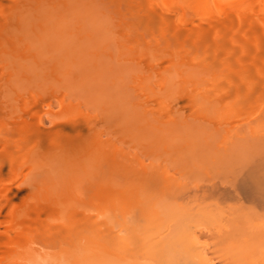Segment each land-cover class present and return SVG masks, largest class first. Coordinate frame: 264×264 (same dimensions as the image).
I'll use <instances>...</instances> for the list:
<instances>
[{
    "label": "bare ground",
    "instance_id": "6f19581e",
    "mask_svg": "<svg viewBox=\"0 0 264 264\" xmlns=\"http://www.w3.org/2000/svg\"><path fill=\"white\" fill-rule=\"evenodd\" d=\"M91 13L135 49L116 99L161 125L136 145L103 144L97 101L48 106ZM0 264H264V0H0Z\"/></svg>",
    "mask_w": 264,
    "mask_h": 264
},
{
    "label": "rangeland",
    "instance_id": "374dc122",
    "mask_svg": "<svg viewBox=\"0 0 264 264\" xmlns=\"http://www.w3.org/2000/svg\"><path fill=\"white\" fill-rule=\"evenodd\" d=\"M100 7H98V9H99ZM101 9V8H100ZM98 13V12H97ZM97 13H91V14H89V16H91L92 14L93 15H95V16H92L91 18H89V20L87 21V17H88V15H86L85 13V15L87 16H85V15H83V14H81V15H83V18H82V21L85 19V22L82 24V31H84L83 29H87V30H85L84 32H85V34L87 33L88 34V32L89 31H92V29H94L93 31L94 32H96V34H94V35H96V36H91V38H88V40H87V37H85L84 39V44L82 45V47H81V50H82V48L84 49L85 48V44H87V46H86V50H84V52H85V54H86V56H85V54L83 55V53H82V55H80L79 56V54L78 53H80L81 54V52H83V50L82 51H80V50H78L77 49V56H76V59H75V61H77V57H79L78 58V61H79V64H80V66H79V64H78V61H77V63L75 64V65H72L71 66V72H73V73H75V74H77L78 72L80 73L79 74V77H81L80 79L81 80H79L78 78V74L76 75L77 77H76V80L74 81V83H72V82H70L69 83V85L71 84V85H73V87L72 86H69L70 88L72 87V89H70V88H67V86H66V88L68 89V90H66V88H65V91L63 90V86H61V87H59L58 85V88H57V91L56 90H54V92H56V94L55 93H53L54 95H56L55 97H54V99L52 100L51 98V100L52 101H54V100H56V101H54V102H52L50 99H48L47 100V103H49L48 104V106H50L49 108H51V110L53 111V110H57V108L59 107L58 105L59 104H65V105H67V104H69V105H72V106H75V105H73V103L74 104H76V106H77V103H78V105L79 106H77V107H79V109H83V111L85 112V111H87L88 110V107H86L87 108V110H84V107L83 108H81L82 107V102L84 103H86L87 102V104H89L90 105V103L92 104L91 106H89L90 108H89V110H91L92 108H93V104H96V101H97V103H98V105H96V106H98V109L100 108V112L98 113V114H100L101 115V119H102V123L100 122V124L101 125H99V130H100V132L101 133H103L102 135H101V139H102V142L104 141V140H106V139H108L109 138V140L108 141H106L107 143H115V144H117V141H120L119 143L121 144V143H123V142H125V137H127V138H129L130 139V143L132 142V140H135L134 138H133V134L135 133V131H138V130H136V129H138V128H136L137 126H141L142 127V124L140 123V122H144V120L146 119V118H148V117H145V114H142V112L143 111H141L140 110V112H141V114L142 115H144V120H143V118L141 117H139V115H140V112H139V110H138V112H139V115H138V113H137V111H136V109H133L132 107H131V109H127V107L128 106H130L129 104H126V103H124V102H122V100H126V98L124 97V99H119V101L117 100L118 99V95H119V91L121 90L120 88H122L121 86H120V84L122 85L123 83H130V81L129 80H131V78L129 77V76H133L134 74H136L138 71H139V69H138V65H137V63H138V61L135 63V58L133 57L132 59H133V61L134 62H132V61H130L129 59V56H130V54H133V52L135 51V49L133 50V46H132V40H130V42H128L129 40H128V38H127V41H126V37H124V36H121V37H117V35L119 34V33H117V35L115 34L114 36H112L113 34H112V32H120L121 33V31L123 30V29H121V27H120V23L118 24V22L119 21H121V19H119V18H114L113 19V17H112V21L110 20V17L109 18H107V14L105 15V17H99L100 15H98V18H97ZM99 14V13H98ZM102 15V14H101ZM104 15V14H103ZM79 17V16H78ZM84 17H86V18H84ZM94 17V18H93ZM93 21V22H95V24L97 25V23H98V25H97V27H99L98 29H97V27H93V26H95L94 25V23H92L91 22V20ZM97 19V20H96ZM109 21H108V20ZM80 20V19H79ZM96 20V21H95ZM113 20H118V22L116 21H114L113 22ZM72 22H75V20L74 21H72ZM79 22V24L81 25V21H78ZM89 22H90V24H89ZM112 23H114V24H116L117 26H119V27H117V28H115L114 27V24H112ZM93 24V25H92ZM121 25H123V27H125V24H121ZM83 26H84V28H83ZM108 26V27H107ZM113 27V28H112ZM103 28H104V30H103ZM119 28H120V30L121 31H119ZM99 29H101L100 31H101V33L99 32ZM108 29H110V33H109V31L107 32V30ZM112 29V30H111ZM97 30V31H96ZM103 30V31H102ZM116 30V31H115ZM94 32H91L92 34L94 33ZM97 32L99 33V34H97ZM90 34V33H89ZM100 35V36H99ZM120 35V34H119ZM88 36H90V35H88ZM97 36H99L98 37V39H93V37H95V38H97ZM110 41H109V40ZM91 40V41H90ZM113 40H118V42H113ZM98 42V43H96V42ZM83 42H81V43H83ZM90 42H91V44H90ZM113 42V43H112ZM112 43V44H111ZM90 44V45H89ZM124 44V45H123ZM98 45V46H97ZM81 46V45H80ZM84 46V47H83ZM79 46H77V48H78ZM129 47V48H128ZM128 48V49H127ZM131 49V50H130ZM59 50V49H58ZM126 50V51H125ZM120 51H125V55L127 56V54H128V56L126 57H124L123 55H124V52H120ZM54 52H57L58 54H59V52L58 51H54ZM122 53H123V55H122ZM127 53V54H126ZM121 56H120V55ZM120 57H119V56ZM82 56H83V58H82ZM118 57V58H117ZM122 57V58H121ZM130 57H132V56H130ZM124 58V59H123ZM129 58V59H128ZM83 59V60H82ZM119 59V60H118ZM128 59V60H127ZM131 59V60H132ZM118 60V61H117ZM121 60V61H120ZM81 61H82V63H81ZM85 62V65L83 64ZM82 64V65H81ZM74 66H75V68H74ZM81 68L80 70H79V67ZM82 66H83V69H82ZM178 66V65H177ZM73 67V68H72ZM77 67V68H76ZM85 67V68H84ZM174 67V66H173ZM172 67V68H173ZM183 67V66H182ZM182 67L180 68V70H182ZM172 68L170 69V70H172ZM178 69H179V67H177ZM177 68H176V66L174 67V69H176L177 70ZM186 67L184 66L183 67V69H185ZM74 69V70H73ZM75 69H77V70H75ZM85 69V70H84ZM116 69V70H115ZM136 69H137V72H136ZM79 70V71H78ZM87 70V71H86ZM121 70V71H120ZM131 70V71H130ZM187 70V69H186ZM118 71V72H117ZM183 71V70H182ZM181 71V72H182ZM81 72H83V74H86V75H83L84 76V78H82L83 76H82V74H81ZM87 72V73H86ZM121 72H123V73H121ZM179 72V71H178ZM183 72H185V71H183ZM187 72H189V71H187ZM88 73H89V75H90V77H89V79L87 78L89 75H88ZM90 73H92V74H90ZM115 73H117L116 74V76H115ZM139 73V72H138ZM137 73V74H138ZM93 74H95V75H93ZM93 75V76H92ZM123 75H125L124 77L125 78H123ZM181 75H182V73H181ZM94 76H97L99 79V81L98 80H96L97 79V77H94ZM113 76H115V78L113 77ZM131 76V77H132ZM135 76H137V75H135ZM156 76V75H155ZM186 75H185V73H184V76L183 77H185ZM92 77H94V78H92ZM118 77H120L119 79H118ZM90 78H91V81H94V82H90ZM96 78V79H95ZM111 78H113L114 80H112L113 81V83H112V81H110L111 80ZM121 82H118V80ZM129 78V80H127ZM134 78V77H133ZM71 79V78H70ZM73 79V78H72ZM71 79V80H72ZM92 79H94V80H92ZM122 79V80H121ZM135 79V78H134ZM134 79H132L133 81H134ZM148 79V78H147ZM155 77L153 76V77H151V79H148V82H150L151 84H153V85H155V87L157 86V84H155L156 83V81H155ZM179 79V78H178ZM70 80V81H71ZM87 80H89V81H87ZM125 80H127L126 82H125ZM146 80V79H145ZM144 80V81H145ZM177 80V79H176ZM67 81V80H66ZM73 81V80H72ZM95 81H98V82H95ZM110 81V82H109ZM124 81V82H123ZM137 80L135 79V81L134 82H136ZM143 81V83L144 84H146V81L144 82ZM54 82H56L55 80L53 81V83ZM63 82V81H62ZM69 82V81H68ZM123 82V83H122ZM134 82H131V84L133 83L134 84ZM147 82V83H148ZM109 83H110V85H109ZM111 83H112V85H111ZM128 83V84H129ZM140 83V82H139ZM143 83H142V85H143ZM55 84V83H54ZM53 84V85H54ZM58 84V83H57ZM130 84V85H131ZM137 84H138V82H137ZM150 84V85H151ZM60 85V84H59ZM118 85V86H117ZM136 85V84H135ZM134 85V86H135ZM140 85H141V83H140ZM150 85H143L144 87H149ZM110 86V89L109 88H107V87H109ZM114 88H113V87ZM132 86V85H131ZM142 86V87H143ZM112 87V88H111ZM120 87V88H119ZM123 87H124V84H123ZM128 87H129V85H128ZM127 87V88H128ZM151 87H152V85H151ZM55 88V87H54ZM53 88V89H54ZM60 88H62L61 90H63V91H61V90H59L58 91V89H60ZM118 88V89H117ZM126 88V87H125ZM126 88V89H127ZM137 88H138V86H137ZM141 88V87H140ZM56 89V88H55ZM117 91H116V90ZM116 91L117 93H118V95H116L115 94V92L113 93V91ZM130 90V94L132 93V90L131 89H129ZM28 91V90H27ZM26 91V93L29 95V91L27 92ZM61 92H62V94H61ZM124 93H125V91H123ZM126 92H127V90H126ZM26 93H23V91L21 92V95L22 96H24L23 94H25L26 95ZM31 94V93H30ZM109 94L111 95H113L114 94V98H113V96L112 97H109ZM115 95L117 96V99H116V97H115ZM123 95V94H122ZM121 95V96H122ZM126 95V94H125ZM124 95V96H125ZM62 97V98H61ZM24 98H25V96H24ZM26 98H27V95H26ZM60 98V99H59ZM66 98V99H65ZM110 98H112V99H110ZM123 98V97H122ZM61 101H63V103H61L59 100ZM88 99H89V101H88ZM90 99H92L93 100V102H95V103H93L92 102V100H90ZM114 99H116V101H114ZM51 102H50V101ZM68 100H69V102H68ZM111 100V101H110ZM203 100V99H202ZM68 103H67V102ZM114 101V102H113ZM127 101V100H126ZM204 101H206V100H204ZM204 101H203V103H204ZM67 104H66V103ZM79 102H81V104L79 103ZM90 102V103H89ZM116 102V103H115ZM119 102H120V105H119ZM122 102V103H121ZM200 102H202L201 100H200ZM83 104V105H87V104ZM117 104V107H116V105L115 104ZM206 103L208 104V102L206 101L204 104L206 105ZM126 105V106H123V105ZM155 104V103H154ZM154 104L152 105L151 103L149 104V105H152V107H155L154 106ZM209 105V104H208ZM208 105H206L207 107H208ZM228 105V104H227ZM52 106V107H51ZM123 108H122V107ZM158 106V105H157ZM203 106V105H202ZM217 106V105H216ZM215 106V107H216ZM45 107H47V106H43V108L46 110L47 108H45ZM94 107H95V105H94ZM148 107V106H147ZM152 107H148L149 108V111H150V108H152ZM221 107V106H220ZM219 107V108H220ZM224 107H226V105H224ZM224 107H222V108H224ZM117 108V109H116ZM121 108H122V111H121ZM129 108V107H128ZM147 108V109H148ZM155 108H157L158 109V107H155ZM218 108V109H219ZM97 108L95 107V110H96ZM133 109V110H132ZM157 109H155V110H157ZM210 109H212L211 108V106H210ZM213 109H214V107H213ZM217 109V108H216ZM92 110H94V108L92 109ZM126 112H128V113H126ZM128 110H130V112L128 111ZM143 110V109H142ZM151 110H153V108L151 109ZM224 110V109H223ZM99 111V110H98ZM133 111H136L135 112V114H137V115H134L133 114ZM148 111V110H147ZM148 111V112H149ZM154 111V110H153ZM208 111H209V108H208ZM212 110H210V112H211ZM214 111V110H213ZM216 111V110H215ZM214 111V113H210L211 115H214L213 117H215V120H216V118H217V115L219 114V113H221L220 111H222V109L220 108V111H218L219 113H217V112H215ZM46 112V111H45ZM45 112L43 113V112H41V113H39V115H38V117H35V118H37V120H35L36 122L39 120L38 118H40V119H42V120H39V121H41L45 126H48L49 124H50V122H51V118L49 117V115H45ZM94 112V111H93ZM96 112H97V110H96ZM122 112H124V113H122ZM152 112V111H151ZM126 113V114H125ZM132 113V114H131ZM146 114H149V113H146ZM208 112H207V116H208ZM150 115V114H149ZM138 117V118H137ZM208 117H210V116H208ZM207 117V118H208ZM207 118H206V120H207ZM212 118V117H211ZM141 119H142V121H141ZM150 119V118H149ZM148 119V120H149ZM148 120H146V121H148ZM188 120H190V119H187V121ZM206 120H200L201 122L203 121V123H199V124H197L198 122L196 121L195 123L197 124V125H199V127L201 126H204V124H205V122H206ZM208 120H209V118H208ZM207 120V121H208ZM146 121H145V123H146ZM191 121V120H190ZM190 121H188L189 123H190ZM199 121V122H200ZM205 121V122H204ZM139 122V123H138ZM151 122H152V120H151ZM149 122L148 121V123H150V127L148 126L149 124H145L146 126H148V127H146L144 124V126L146 127V129H144V127H142V129H141V131L142 132H144V131H146V130H148V129H151V127H152V125H153V127H154V122ZM212 122H213V120H212ZM191 123H194L193 121H191ZM206 123H211V122H206ZM155 124H157L156 122H155ZM201 124V125H200ZM203 124V125H202ZM208 124H206L205 125V128L207 129V127L209 128V129H211L212 128V130H214L213 128H215V124H214V126L213 127H210ZM158 125V124H157ZM196 125V127H198ZM8 125H6V127H7ZM156 126V125H155ZM159 126L161 127V125H158L157 127L159 128ZM192 126V125H191ZM193 126H194V124H193ZM207 126V127H206ZM100 127H101V129H100ZM141 127H139V128H141ZM162 129H164V127H165V125L163 126L162 125ZM186 127V126H185ZM187 127H189L188 125H187ZM204 128V129H205ZM153 129H155V131L157 132V130H156V127L155 128H153ZM203 129V128H202ZM203 129V130H204ZM209 129H207V130H209ZM165 130V129H164ZM110 131L112 132V133H115L114 135H112V134H110ZM152 131V130H151ZM150 131V132H151ZM206 131V130H205ZM109 132V133H108ZM119 134H117V133ZM149 132V131H148ZM152 132H154V130L152 131ZM180 132V131H179ZM178 132V133H179ZM209 132V131H208ZM208 132H206V133H208ZM212 132V131H211ZM139 133H141V132H139ZM177 133V134H178ZM107 134V135H106ZM120 134L124 137V138H122L121 140H120ZM137 134V133H136ZM154 134V133H153ZM224 133L222 132V134H218V135H223ZM112 135V137H116V136H119V138L118 137H116V138H118V140H115L116 138H111V137H109V136H111ZM125 135V136H124ZM144 135V134H143ZM151 135H152V133H151ZM155 135V134H154ZM157 135V134H156ZM176 135V134H175ZM174 134L173 135H171V136H175ZM180 135V134H179ZM224 135H226V134H224ZM121 136V137H122ZM136 136V135H135ZM141 136H142V134H141ZM177 136V135H176ZM146 137H148V136H146ZM167 137H168V135H167ZM133 138V139H132ZM141 138V137H140ZM157 138H158V136H157ZM173 139H175L174 137H172ZM218 138H220V137H218ZM217 137H216V140L218 139ZM222 138L224 139L225 138V136L223 137L222 136ZM227 138H228V136H227ZM124 139V140H123ZM159 139V138H158ZM166 139H168V138H166ZM169 139H170V137H169ZM141 141L142 140H144V139H140ZM176 140V139H175ZM228 140V139H227ZM112 141V142H111ZM115 141V142H114ZM129 141V140H128ZM127 141V142H128ZM150 140H148V142H149ZM153 141V140H152ZM156 141V140H155ZM170 141V140H169ZM218 141V140H217ZM127 142H125V143H123L124 145L127 143ZM135 142V141H134ZM140 142V141H139ZM148 142H146V143H148ZM216 142V141H215ZM106 143V144H107ZM154 143V142H153ZM156 143H159L158 141H156ZM216 143H218V142H216ZM103 144H105V142H103ZM122 144V145H123ZM134 143L132 142L130 145H133ZM138 144V143H137ZM142 144H144L143 142H142ZM150 144V143H149ZM117 145H119V144H117ZM134 145H136V144H134ZM141 145V144H140ZM154 145H156V144H154ZM150 147V146H149ZM239 154L241 153V151L239 150V152H238ZM237 156V155H236ZM235 156V157H236ZM238 157H240V155L238 156ZM237 159V158H236ZM243 159V158H242ZM233 160V159H232ZM234 161V160H233ZM238 161V160H237ZM241 161V160H240ZM240 161H238V163L240 164L241 162ZM234 163V162H233ZM236 165V164H235ZM238 165V164H237ZM256 219V218H255ZM254 221H256L257 223H258V221H257V219L256 220H254ZM256 222H254L255 224H256Z\"/></svg>",
    "mask_w": 264,
    "mask_h": 264
}]
</instances>
